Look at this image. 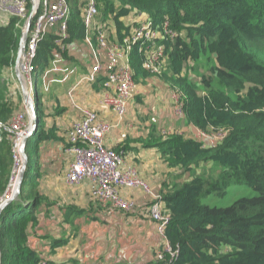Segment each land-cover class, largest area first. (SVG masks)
<instances>
[{
    "label": "trees",
    "instance_id": "obj_1",
    "mask_svg": "<svg viewBox=\"0 0 264 264\" xmlns=\"http://www.w3.org/2000/svg\"><path fill=\"white\" fill-rule=\"evenodd\" d=\"M69 2L68 37L61 38L53 29L39 41L34 74L46 71L57 56L64 57L70 45L89 46L82 19L85 0ZM98 8V29L88 36L94 49H102L99 40L106 35L101 31L110 28L114 42H123L135 25L126 19L148 16L162 38L157 44L132 47L129 58L135 82L150 77L164 80L179 95L189 124L208 134L228 131L215 147L177 133L137 141L144 148H155L170 169L178 170L176 178L190 176L189 181L165 185L160 192L170 218L165 235L177 251L172 264H264V0H98ZM24 23L14 17L0 24V198L9 189L15 168L13 119L21 104L10 100L15 96L5 74L16 65ZM158 46L163 47L157 60L161 67L153 72L145 68V61ZM202 68L205 72L199 71ZM103 86L104 79L98 77L91 87ZM34 96L38 126L26 148L27 171L18 199L0 215L1 264H42L46 258L30 244L31 229L50 204L39 188L43 178L39 154L53 142H64L69 129L49 122L46 93L39 83ZM54 109L57 116L65 111ZM129 143L112 149L125 156ZM237 184L248 185L257 197L238 200L228 208L201 204L204 194L224 197ZM150 204L147 200V207ZM67 210L77 216L86 213L71 206ZM68 242L53 240L52 249Z\"/></svg>",
    "mask_w": 264,
    "mask_h": 264
},
{
    "label": "crops",
    "instance_id": "obj_2",
    "mask_svg": "<svg viewBox=\"0 0 264 264\" xmlns=\"http://www.w3.org/2000/svg\"><path fill=\"white\" fill-rule=\"evenodd\" d=\"M89 70L90 68L86 72ZM77 77H69V80L66 78L63 84L62 80L56 81L49 88H52L51 92L48 89L45 92L49 122L65 131L82 117L77 105L68 98V92ZM142 81L136 83L135 97L123 121H119L115 113L106 106H100L102 87L81 88L76 100L79 108L94 109L99 113L100 119L115 125L106 137L108 147L116 148L130 141L129 151L124 156L126 164L137 168L141 177L155 191L161 192L165 185L189 181L190 176L176 178L178 170L170 169L155 148H144L137 141L148 140L151 136L166 137L174 133L198 140L201 131L189 124L182 112L181 117L176 116L181 110L173 94L174 90L164 80L150 77ZM150 105L155 106L159 125L150 116L153 113ZM56 106L65 110L61 116L56 115ZM66 117L72 119L67 129L62 123H65ZM63 137L64 142L49 144L41 156L46 167L53 171L50 176L45 177L46 190H40L50 204L41 210L38 222L31 229L32 248L48 257L49 264H153V257L164 244V239L158 233L156 224L149 219L146 210L148 198L142 192H124L125 197L135 200L137 208L130 213L120 210L109 213L107 207L90 198L87 183L78 186L68 183L66 175L73 158L68 152L67 136ZM140 168L153 172L148 177L145 170ZM144 201L146 204H143ZM70 206L84 209L86 213L83 216H77L76 212L71 214L67 212ZM62 239H68V244L52 249V241Z\"/></svg>",
    "mask_w": 264,
    "mask_h": 264
},
{
    "label": "built area",
    "instance_id": "obj_3",
    "mask_svg": "<svg viewBox=\"0 0 264 264\" xmlns=\"http://www.w3.org/2000/svg\"><path fill=\"white\" fill-rule=\"evenodd\" d=\"M30 2L33 3V0H0V24L5 25L10 18L14 17L26 23L31 11L28 9ZM98 14V0H85L82 19L87 34V42L92 51L93 63L90 70L78 77L68 92L69 100L77 105L82 117L67 132L68 152L73 161L66 178L68 183L73 186L87 183L90 198L106 205L109 213L117 210L127 213L133 212L137 208V203L132 198L125 197L123 193L127 191L142 192L151 202L150 206L146 208L149 219L156 224L158 233L164 239V244L155 254V260L164 262L163 264H172L177 257V251L165 235V228L170 218L161 202V193L155 191L141 177L137 168L126 164L123 154L107 146L106 137L115 125L100 119L99 113L94 109L79 108L76 100L79 89L93 86L98 77H102L104 79L102 95L104 103L108 109L115 113L119 121H123L127 116L129 105L135 97L136 82L130 64V51L134 45L157 44V40L162 38V34L153 21L148 19V16L145 18L141 14L135 20L126 19L129 25L132 23L135 25L131 34L126 36L123 42L110 44L106 38L99 40L103 57L99 53L100 50L93 48L88 37L90 31L98 27ZM70 16L71 5L69 0L38 1L37 13L28 34L22 59L25 70L29 73L33 72V61L36 57L38 43L47 33L57 29L61 38L68 37ZM162 49V46H158L154 49L157 50L156 52L152 50L147 53V56L150 57L145 61V68L151 69L153 72L159 71L161 64H157V60L158 57L162 56ZM33 87L32 78L31 90ZM30 97L34 100V97ZM175 98L181 110L179 95ZM23 118L24 114H19L13 120L22 121ZM211 132L210 134L200 132L198 140L209 147H215L219 141H223L228 135L226 129L212 130ZM1 136L0 125V138ZM19 146L20 144L15 140L13 150L15 161L16 155L21 157ZM47 262L48 259L44 258L42 264H48Z\"/></svg>",
    "mask_w": 264,
    "mask_h": 264
},
{
    "label": "rangeland",
    "instance_id": "obj_4",
    "mask_svg": "<svg viewBox=\"0 0 264 264\" xmlns=\"http://www.w3.org/2000/svg\"><path fill=\"white\" fill-rule=\"evenodd\" d=\"M97 29H98V27H97ZM101 32H103L106 35V39L110 44L115 43L114 41H116V38L112 37V35L114 34V31L111 32V29L109 28V29L101 31ZM105 35H103V37H105ZM63 51H64V49H63ZM90 52H91V56H92V51H91L90 47L87 46L86 44L81 43V42L77 43L76 45H70L68 47V49L64 52L65 53L64 57L62 55L57 56V58L51 62L48 69L46 71H43V72H41V70H40L39 74H34V71L32 73H29L27 70H25V67L22 64L21 67L19 68L20 79H18V83L13 79V78H15L14 74H16L15 67L13 70L10 69L6 72V74H5L6 80H7L8 84L12 90L11 92H12L13 96H15L14 98H11L10 100L15 101V102L16 101L21 102L20 107L15 109V112L17 113V115L24 114V118L22 119V121L13 120V126H14V131H15V140L18 142V144H20L22 141L21 139L25 136H28L29 133L33 129V118H34V116L32 115V113L28 107V103H27L26 99H28V98L30 99L31 98L30 96L35 97L34 92H35L36 85L39 83V88H40V90L42 89V93H43V91L46 92L47 89L49 92H51L52 88L50 90H49V88L52 87L56 81L62 80V84H63V81L66 78H68V80H69V77L74 78L77 76L84 75L86 70L88 68H91V62L93 63V59H91ZM84 70H85V72H84ZM199 71L205 72V70L203 68L200 69ZM39 77H41V78H39ZM32 78H33L34 87L31 90V79ZM55 78L56 79L60 78V79L56 80ZM39 79H40V81L38 82ZM195 81H197V79ZM13 88H16V90L14 91ZM173 94H175L174 96L178 95L176 93H173ZM148 97H150V95L147 96V98ZM33 101H34V105H35V98ZM99 103H100V106L101 105L106 106L102 97H101V100ZM150 106L152 107L151 110L153 111V113H150V116L152 117L153 122L155 124L159 125V120H158V118L156 116V112L154 110L155 106H152V105H150ZM19 111H21V112H19ZM181 112L182 111H180L178 113V110H177L178 114H176V111H175L176 116L181 117ZM70 121H72V119H70L69 117H66L65 123L62 122L65 125L66 129L69 127L68 124ZM163 128L165 130H167L166 127H163ZM34 140H35V137L32 138V141H34ZM19 153H21V146H19ZM44 153L45 152L43 151V152H40V154H39V156H40L39 164L42 167V170L40 173L43 176V178L40 179L41 183H40L39 188L42 192H44L46 190V178H47V176H50L53 173V171L50 170L49 168H47L46 164L43 162L44 158H42L41 156ZM23 160H24V157H23L22 153H21V157L19 155H16L15 168L13 170V174H12L13 176L10 179L9 189L7 190L5 195L0 198V203H1V200L3 203L6 199H9L12 196V194L17 189V184H18L17 182H18L20 176H24L25 172L27 171L28 163H26V165H24V162H22ZM32 161L34 164L32 171L34 173L35 165H36V156H33ZM66 164H67V162H66ZM207 167H208V165H206V168ZM22 168H24V169L22 170ZM140 169L142 171L145 170L148 177L151 176V172H153V170H149V169H142V168H140ZM211 170H212V168H211ZM217 172L218 171H215V174ZM257 195H258V193L255 192L248 185L237 184V185L230 186L227 189V194L224 197H219V196L215 195L214 193L209 194V195L204 194L201 197V204L204 206L212 207V208H216V207L217 208H228V207H231L238 200L255 198V197H257ZM97 203L101 204L99 202H97ZM143 204H146V201H144ZM101 205L107 207L104 204H101ZM88 223H92V222H88ZM46 258L48 259V262H49V258L48 257H46ZM154 260H155V257H153V262H154Z\"/></svg>",
    "mask_w": 264,
    "mask_h": 264
},
{
    "label": "water",
    "instance_id": "obj_5",
    "mask_svg": "<svg viewBox=\"0 0 264 264\" xmlns=\"http://www.w3.org/2000/svg\"><path fill=\"white\" fill-rule=\"evenodd\" d=\"M38 1L39 0H33V4H32V9L30 11V14L28 16V19L23 27L22 30V35H21V41H20V48H19V52L17 55V59H16V65H15V72H16V76L18 79H20V71L19 68L22 65V59L24 56V51L26 48V44H27V40H28V34L32 28L36 13H37V8H38ZM27 103H28V107L32 113V115L34 116L33 118V129L32 131L29 133L28 136H25L22 138V141L20 143L21 146V153L23 154L24 157V165H26V163H28V157L26 154V148H27V144L29 139L33 136V134L35 133L37 126H38V119L36 117V107L34 105V101L30 98L26 99ZM20 153V154H21ZM24 168H22L23 170ZM21 175V174H20ZM23 179L24 176H20L19 180H18V184H17V189L16 191L12 194V196L9 199H6L3 203L1 200L0 203V215L2 213V211L5 209V207H7L11 202L15 201L18 199L19 194L21 192V188H22V183H23ZM4 200V199H3ZM0 264H1V243H0Z\"/></svg>",
    "mask_w": 264,
    "mask_h": 264
}]
</instances>
